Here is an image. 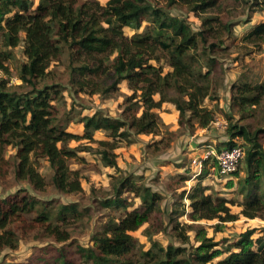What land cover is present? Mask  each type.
Returning <instances> with one entry per match:
<instances>
[{"label": "trees", "instance_id": "obj_1", "mask_svg": "<svg viewBox=\"0 0 264 264\" xmlns=\"http://www.w3.org/2000/svg\"><path fill=\"white\" fill-rule=\"evenodd\" d=\"M242 3L253 10L264 8V0H107L105 4L100 0H0V69L9 73L8 62L15 59V48L21 42L27 57L18 65L22 83L17 88L9 89L7 80H0V179L12 172L17 180L43 191L48 182L39 166L40 160H47L51 183L59 192H80V170L71 168V162L83 161L84 157L69 143L74 139L97 142L103 163L117 168L114 149L118 141L128 139L132 130L158 133L162 121L156 110L164 102L175 104L180 123L188 115L198 126H209L216 115L206 104V99L215 98L210 81L214 54L224 44L223 37L233 32V24L227 19L229 7ZM179 6L193 12L202 27L194 30L186 18L173 15L170 9ZM145 21L148 24L143 31L130 36L124 33V27L137 30ZM243 40L254 46L264 43V21ZM65 53L69 85L76 93L109 94L127 80L133 94L127 98L122 119L99 111L83 116V135L68 131L59 121L55 102L62 97V89L56 84L38 86L37 82L47 76L53 62H61ZM162 61L170 70L164 71ZM23 86L30 87L22 90ZM263 100L264 81L240 79L233 83L231 101L240 112ZM98 129L107 130L112 141L95 140ZM227 134V148L237 143L236 138L244 142L245 175L239 177L237 186L242 195L239 214L264 219V131L250 130L248 125L231 119ZM9 147L15 152L7 157ZM207 171L203 167L201 177ZM187 179L180 176L177 187ZM229 184L233 185L232 181ZM123 186L141 199L139 206L129 209L131 203L121 196ZM19 190L0 197V255L6 249H16L20 234L32 230L57 242L72 237L69 227L82 215L76 203L54 207L24 188ZM205 190L206 185L197 181L187 195L192 208L190 219L239 218L229 206L232 200L206 194ZM113 192L110 203L123 206V214L112 216L104 230L93 235V245H77L81 262L67 258L61 250L57 264H209L225 251L228 254L217 264H264V235L254 238L255 228L240 233L239 239L224 249L217 248L219 243L201 229L196 235L199 244L189 250L185 245L190 241L189 225L172 216L171 231L180 243L164 246L150 239V247L143 249L132 232L150 222L160 194L129 179L114 185ZM159 228L167 231V225ZM147 231L152 232L150 228Z\"/></svg>", "mask_w": 264, "mask_h": 264}, {"label": "rangeland", "instance_id": "obj_2", "mask_svg": "<svg viewBox=\"0 0 264 264\" xmlns=\"http://www.w3.org/2000/svg\"><path fill=\"white\" fill-rule=\"evenodd\" d=\"M100 2L105 4L107 0H100ZM170 11L173 15L186 18L194 30L202 27L201 20L185 6L171 8ZM229 11L227 19L233 24V32L223 37L224 44L214 54L216 60L210 81L215 98L206 99L208 107L216 112L214 121L202 129L195 118L189 120L187 115L183 118V123H180V111L175 104L170 101L164 102L156 110L162 121L158 133H135L132 130L128 139L118 141V146L114 149L117 168L103 163L97 142L87 139L72 140L69 145L77 147L78 154L84 157L83 161L72 160L71 162V168L80 170L83 187L80 192H59L51 183L52 170L47 160H40L39 166L40 172L48 182L43 191L36 190L27 181L17 180L12 172L6 178L0 179V197L9 196L24 188L40 200L49 201L54 207L76 203L82 214L71 223L69 229L72 237L69 240L57 242L53 237L46 236L39 230L20 234L18 247L4 250L0 255V264H57V257L61 250H64L67 258L81 262L77 245H93V235L104 230L112 216L119 217L123 214V206L117 207L110 202L115 194L113 186L125 179L133 180L138 185H148L161 196L158 208L151 215L150 222L132 232L143 249L150 247L152 241L150 239L164 246L170 242L175 245L180 243L171 231L173 226V223H170L171 216L189 225L187 229L190 241L185 244L189 250L191 246L199 244L196 235L201 229L205 230L208 237L219 243L216 246L219 249H224L226 245L237 241L240 233L250 228L256 229L253 234L254 238L264 235V219L248 218L239 214L242 195L237 192V186L239 177L245 175L244 159L238 171L224 179H219L212 167L216 163L213 156L203 162V167L210 172L209 176L207 171L201 177L202 174L196 172L199 168L193 164L205 153L208 147L204 145L205 143L214 144L215 141L216 148L226 147L229 140L227 130L231 119L233 123L239 120L240 123L248 125L250 130L262 129L264 131V100L262 104L240 112L237 105H232L231 97L229 98L230 86L232 95V85L240 79H247L253 83L264 81V43L254 46L243 40V37L258 23L264 21V8L253 10L242 3L229 7ZM147 24L145 21L137 30L124 27V33L130 36L141 32ZM15 53V59L8 62L9 73L2 72L0 76V80H7L6 85L9 89H15L22 83L19 78L18 65L27 61L24 54V42L15 48ZM151 62L157 64L154 60ZM67 63L65 53L61 62H53L48 69L47 76L37 82L38 86L56 84L62 89V97L55 104L59 111V121L66 126V129L83 135L85 130L81 121L82 117L93 115L97 111L105 116L122 119V111L127 98L133 94L127 80L121 81L119 89L109 94L76 93L69 85ZM161 64L165 72L170 70L166 61H162ZM204 68L206 69V66ZM29 87L23 86L21 89ZM154 97L159 99L157 94ZM141 111L140 109L139 114ZM93 137L95 140L112 141L105 129L95 130ZM261 138L264 144V135ZM247 146L246 143L245 147ZM14 152V148L9 147L6 156L10 157ZM195 172L196 174L192 175ZM182 175L187 176L188 179L177 187V179ZM197 181L206 185V194L220 195L232 200L234 203H229V206L233 213L239 214V218L233 221H221L218 218L190 219L189 213L192 208L189 206L190 199L187 195ZM231 181L233 185L229 184ZM124 187H122L121 196L131 203L129 209L139 206L142 203L141 199ZM182 191H186L183 196L180 195ZM165 225H167V231L159 228ZM147 228H150L152 232H148ZM227 254L228 252H223L209 264H217Z\"/></svg>", "mask_w": 264, "mask_h": 264}, {"label": "built area", "instance_id": "obj_3", "mask_svg": "<svg viewBox=\"0 0 264 264\" xmlns=\"http://www.w3.org/2000/svg\"><path fill=\"white\" fill-rule=\"evenodd\" d=\"M2 72L3 71L0 69V76H2ZM237 139L238 138L235 139L237 143L231 148L225 147L217 150L212 147L206 150L205 153L193 163L199 168V170L196 169V172L201 174L203 162L210 156H213L215 159L216 163L212 167L219 177L225 178L237 171L245 154V149L242 142L238 141Z\"/></svg>", "mask_w": 264, "mask_h": 264}, {"label": "crops", "instance_id": "obj_4", "mask_svg": "<svg viewBox=\"0 0 264 264\" xmlns=\"http://www.w3.org/2000/svg\"><path fill=\"white\" fill-rule=\"evenodd\" d=\"M232 84V83H231ZM230 84V85H231ZM230 88H231V86H230ZM230 88H229V98L231 97V90H230ZM208 100V99H207ZM207 102V101H206ZM202 129H203V127H201ZM215 144V145H214ZM214 144L212 143V144H207V143H205L204 145L205 146H208L207 148H206V150H208V149H210V148H215V149H217V150H220L219 149V147L218 148H216V142L214 141ZM179 164V163H178ZM195 169H193V167H192V171H194ZM191 171V172H192ZM209 171H208V173H207V175L209 176ZM190 174V173H189ZM194 174H196V172L195 173H192V175H194ZM217 177L219 178V179H224V178H221V177H219L218 175H217ZM208 186V185H207Z\"/></svg>", "mask_w": 264, "mask_h": 264}]
</instances>
